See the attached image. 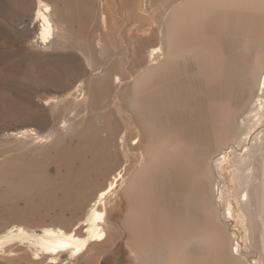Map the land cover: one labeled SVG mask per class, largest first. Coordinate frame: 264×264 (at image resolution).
<instances>
[{
    "label": "rangeland",
    "instance_id": "rangeland-1",
    "mask_svg": "<svg viewBox=\"0 0 264 264\" xmlns=\"http://www.w3.org/2000/svg\"><path fill=\"white\" fill-rule=\"evenodd\" d=\"M39 1L0 0V264H195L193 249L184 242L187 225L182 224L183 221L179 229L174 225L172 195H177L181 209L189 196L197 221L213 232L207 213L215 199L214 187L218 182L223 186L225 180L219 176L212 155L221 146L212 143L210 136L215 130L221 131V126L227 122L223 119H228L230 111L221 106L225 116L217 118L218 127L209 128L206 134L201 131V137L192 143L195 169L189 183L182 175L175 176L171 165L169 140L173 124L176 119L182 121V117L176 115L178 113L199 116L203 111L204 96L200 94L209 77L203 63L205 55L210 58L211 65L215 63L211 67L212 82L218 83L216 86L221 83L217 75L221 34H234L236 74H241L247 64L238 57L251 58V52L264 40V16L260 21H254L256 16L246 10L248 14L245 11L241 23L235 15L234 25L232 22L223 29L221 22L204 29L196 25L190 32L185 28L186 43L195 51L192 62L182 63L179 72L169 71L162 75L152 71V76H143V71L151 67L149 50L159 43L157 32L163 30L167 35L172 24V18L166 16L169 12L165 10L183 0H153L154 11L159 14L157 25L144 19L142 0H41L53 8L50 16L55 24V39L48 43L41 40V26L35 22ZM31 2H34L30 4L32 7L28 4ZM103 15H106L105 20ZM158 25L164 29H159ZM214 32H218L217 35ZM229 36L228 40L233 41ZM263 63L259 62L247 87L249 101L257 95ZM122 70H126L127 79L119 85L114 75ZM139 78L143 85H154L155 92L147 94L144 89L135 88ZM235 87L231 94L222 96V100L233 104L234 114L240 95V89ZM75 88V93L68 94ZM65 90L67 93L62 95ZM128 118H133L131 122H139L140 130L145 131L148 139H159L158 160L149 155L137 158L133 152L136 154L141 150H130V153L127 151L129 163H126L127 152L120 148L118 153L114 151L112 145L130 121ZM28 127L35 129L37 135L12 137L13 131ZM140 130H134V137ZM183 135L186 137L187 132ZM134 142L130 140L131 145ZM96 164L99 167L95 168ZM146 164L148 170L143 169L137 174ZM122 165H127L125 180L107 204L106 229L111 246L113 243L117 246L114 245L115 250L112 248L115 254L110 252L99 257L101 252L109 249L102 245L103 248L97 247L83 259H69L67 255L57 263L44 259L33 238L49 225L68 230L79 227V222L88 217L97 193L108 185L115 170ZM80 174L83 177L80 178ZM134 181L136 184L132 187ZM252 197L253 200L258 198L256 193H252ZM251 210L255 227L251 226L253 236L258 233L253 237L250 231L251 246L242 242V257L238 254L237 258L231 257L230 252L219 254L215 244L207 242L205 259L198 264H264L259 225L253 217V208ZM20 226L28 235L17 236ZM146 230H150V234ZM178 230H181L179 234ZM223 230L231 251L234 232ZM146 244L148 247L142 248ZM171 254L173 260L168 261Z\"/></svg>",
    "mask_w": 264,
    "mask_h": 264
},
{
    "label": "bare ground",
    "instance_id": "bare-ground-1",
    "mask_svg": "<svg viewBox=\"0 0 264 264\" xmlns=\"http://www.w3.org/2000/svg\"><path fill=\"white\" fill-rule=\"evenodd\" d=\"M152 1L153 0H142L141 11L143 13V16H145L144 19L150 20L151 25L153 24L152 22H154V24L157 25L156 22L158 21L157 18L159 14H157V11H154ZM28 4L29 5L34 4V2ZM52 9L53 8L50 5L44 3L41 0L39 1V9L36 13L35 22L39 23L41 26V30H40L41 32L39 36L44 43L51 42L52 40L55 39V31H56L55 24L50 16ZM246 10L250 11L249 14H253L257 17V18L254 17V21L256 20L260 21L261 16H264V0H183L181 3L175 4L173 8L166 9L165 11L169 12V14L167 15L165 13L164 14L172 18V24L170 23L171 26L169 27L170 29L168 28L169 30L166 29L168 32V34L166 32L167 35L164 34L163 30L162 31L159 30V32H157V35L159 36V41H158L159 43L157 46H154L149 50L148 60L150 64L149 66L151 67H149L148 70L143 71L145 72L143 73V76L146 75L152 76L151 75L152 71H157L159 73L161 72L162 75L170 73L169 71L179 72L180 69L178 68L181 67L182 63L184 64V63L192 62V60L195 58V51H193L186 43L187 41L185 40L184 37L185 28H187V30L190 32L191 29L196 25H200L201 26L200 28L204 29L205 26L214 27L216 22H221L223 29V27H226V25H229L232 22L234 25L235 15L238 17L237 19L240 20L241 23L244 20L243 14L245 13ZM247 14L248 12L246 11V15ZM103 18L105 20L106 15H103ZM61 23H62L61 25H64L63 22ZM58 26L60 27V24ZM158 26L160 27V25ZM61 28L62 27H60V30H62ZM159 29H164V28H162L161 26ZM217 33L214 32L215 35H217ZM222 34H221L222 39L220 41L221 44L218 55V59L220 60V64L218 68L219 73L217 74L218 78H221L220 81L221 83H219V85L216 86L218 83L214 84V82H212L211 71L213 68L211 67L215 65V63L211 65L210 58L207 55H205L203 63H204V68L209 73V77H207L208 79L206 81V84L203 83V85L205 84V87L203 88L204 91H201L200 94L201 96L202 94L204 96L203 102L201 103L203 111L200 110L199 108V110L202 111V113H200L199 116L197 114H193L189 112L188 115L187 114L182 115L180 113L176 114L179 117H182L181 118L182 121L177 119L175 120V123L173 124L174 125L172 132L173 134L169 140V144H170L169 147L171 149V154H172L171 165L173 167V172L175 176L182 175L189 183L191 178L190 176L192 175L195 169L193 167L195 164L194 153H193L194 157L191 156V152H193L191 149L194 148L193 147L194 144L192 143L197 142L198 137L202 135L201 131L204 134H206V132L210 131L209 128L213 127V129H215L216 127H218L220 123H218L217 118L220 116H225V114L223 115L221 113V106L226 107L227 108L226 111H230L228 113V119H223V121L227 120V122L221 126V131L218 132L217 130H215L214 132H212L213 134L210 136L212 143H219V145L221 146L220 150L218 152L214 150L212 155H213V159L215 160L219 176L225 180V184L223 186H221L222 183L218 182L214 187L215 199L211 202L210 205H212V207L207 213V221L209 227L212 228L213 232H211L210 229H209L210 231L207 230L206 225L201 224V222L197 221L196 219L197 216L194 215L192 212L193 207H191L190 205L192 199L189 196H187V198L185 199V206H183V209H181L177 195H175V193L172 195L171 216L176 228L179 229L182 221H183L182 224L187 225V227H185V234L183 235V237L185 238L184 242L187 243L188 247H191L193 249L192 251L194 252L193 260L195 264H198L202 259H205L203 258V256H205L204 252H207V250L206 251L204 250V245L207 242L214 243L216 247L215 250L219 254H222L224 252H230L231 257L233 255L235 258H237L236 257L237 254L238 256H241L242 255L241 249L243 248L242 242L244 243L245 246L246 245L251 246L250 231L252 230L251 226L254 227V219L252 218V213L250 212L252 211L251 208H253L254 211L253 217L255 218V221L259 225L258 237L259 238L261 237L260 242L262 241L263 244L262 250H264V72L260 76L257 95L254 94L256 96L255 98L251 96L252 98H250V101H249V95L247 89L248 85L252 81V77H254L255 75V71L259 67L258 65L259 62L260 61L264 62V54H263L264 40L261 41L260 44L251 52L252 55L251 58L249 56H243V55L238 57L240 60L242 58V60H244L243 62H245L247 65L246 66L243 65L245 66L243 73L236 74V64L234 59L235 58L234 34H232V36L227 35L226 32H223ZM228 36L232 37L233 41L228 40ZM256 36L258 37L259 34ZM90 60H92V57L90 58ZM87 62L89 64H92V61L90 63L89 59H87ZM262 67L264 69V63L262 64ZM125 71L122 70L120 74H116V75L113 74L117 84L119 85L123 84L125 79H127L126 78L127 72L125 73ZM105 75H107V73ZM241 79H242V83H241ZM146 85H143L142 80L139 78L136 79L134 87L144 89V91L147 94H151L152 92H155L156 89L154 85L151 84L148 86ZM235 86H238V88L240 89L239 91L240 95L237 98L236 111L234 114V111L232 110L233 104H230L229 100L227 101L222 100V96L225 93H227V95L231 94V92L234 91ZM76 89L77 88L71 90V92H69L68 94L75 93ZM67 91L68 90H65L61 94L63 95L64 93H67ZM219 93L220 96L217 95ZM251 99H253L252 102ZM248 101L251 103L248 104ZM49 104L50 103L46 105ZM191 105L192 103L189 106L191 107ZM183 118L185 119L184 121ZM132 119L133 118H131L130 121L126 122L127 124L124 130H121L122 132H120L121 133L120 136L116 138L115 143L112 145L114 151L117 152L119 148L120 150H123L124 153H126L127 151H129L130 153L132 150L135 151L137 150V152L138 150H141L140 153L138 152L135 154V152H133L134 153L133 155H136V157L140 159L142 157H145V155H149L150 157L153 158L155 157L156 158L155 160H158L159 149H160L158 142L159 139L157 138V140H154L152 137L148 139V135L145 133V131L142 132L143 130H140V127L137 124L139 122L137 123H134V121L131 122ZM135 129L136 131H138V129L141 131L139 132V134H136V137H134ZM184 131L187 132L186 137H184L183 135ZM11 135L12 137L17 138V137H28L30 135H37V133L35 129L28 127L19 131H13ZM107 136H109V133ZM130 140L131 142L135 141L133 145H131ZM112 147L111 150H113ZM129 153L127 152L125 154V157L127 158L126 163H129V155H130ZM96 155L97 154H95V156ZM104 156L105 155H103V157ZM111 156H113L112 152H111ZM92 157L94 158V156ZM86 161L87 160H85V162ZM136 162H138V160ZM87 164H89V161ZM87 164H85V166ZM127 165L124 166L122 165L121 167L119 166L117 170L114 169L115 174L112 175L113 177L111 181L108 182V185L105 184L106 186L103 187L102 189L100 188L101 190L97 193L96 199L94 201V205L92 206L88 217L83 221L79 222L80 224L79 227L72 230H68L66 228H62L56 225L55 226L49 225V226H45L42 234L37 235L36 238L35 237L33 238L36 240L37 246L43 252L44 259L51 260L54 263H57L65 255H67L69 259H79V258L83 259L82 257L89 255L97 247L100 248L101 246V248H103L102 245H104L105 247L106 246L109 247V249L107 250L105 249L103 252H101L99 257L102 255H106L107 253L109 254L110 252L113 253L112 248L114 249V245L116 246V244L113 243V247L111 246L112 243L109 237V233L107 231L108 229H106L107 226L106 219H108L107 204L108 201L112 200L111 198L116 195L118 189L120 188L119 186L121 181L125 180ZM85 166L83 165L82 167L85 168ZM97 167L99 166H97L96 164L95 168ZM143 169L148 170V165L147 164L144 165V167L141 170H139L137 174L142 173ZM91 171H89L88 173L90 174ZM82 173L85 176L86 174L89 175L87 172L86 174L84 172ZM81 175L82 174H80L79 177ZM197 178H198L197 181L199 182L200 176L197 175ZM74 182L75 184H78L76 181ZM135 184L136 182L134 181V183H132L131 186L135 187L134 186ZM71 192L73 193V191ZM252 193H256L258 197L256 200L255 199L253 200ZM223 229L227 231L231 230L234 232V248L231 251L228 250L229 246H227V241H226L227 238L226 240L224 239L225 237L223 235V231H224ZM26 231L27 230H25L23 227L21 226L18 227L17 236L28 235ZM146 231H149L150 234V230H146ZM179 231L181 230H178L177 234H179ZM253 232L254 231L252 230V236H253ZM256 233H254L253 237H256L255 235ZM179 237L180 235L178 236V238ZM147 244L146 247L142 245L143 246L142 248L145 249L148 247L149 244L152 243L150 241V243L148 245ZM211 245L214 247L213 244H210V246ZM151 247H153V245ZM211 252L214 255L213 259H215L214 252L212 250L210 251V253ZM170 256L171 257H168L167 259L168 261H170L169 259L170 258L172 259L174 255L171 254ZM98 259L99 258H97L96 260Z\"/></svg>",
    "mask_w": 264,
    "mask_h": 264
}]
</instances>
